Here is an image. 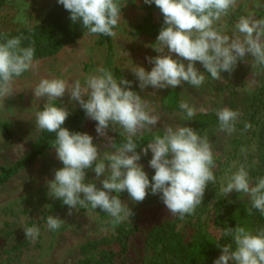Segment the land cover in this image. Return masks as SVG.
I'll list each match as a JSON object with an SVG mask.
<instances>
[{
    "label": "clouds",
    "instance_id": "9594fccd",
    "mask_svg": "<svg viewBox=\"0 0 264 264\" xmlns=\"http://www.w3.org/2000/svg\"><path fill=\"white\" fill-rule=\"evenodd\" d=\"M146 4H155L163 14V25L156 42L147 47L158 53L155 57H146L153 65L150 71L142 66L131 69L138 80L141 90L151 86L154 89L175 88L187 83L200 88L205 82L204 73L214 80L221 79V72L231 73L238 61H245L246 55L252 57V67L264 68V18L257 19L254 13L241 15L234 25L232 34L225 31L219 22L235 9L238 0H144ZM58 3L70 13L73 24L79 22L89 34L115 37L114 29L121 20L120 0H58ZM29 7V5H27ZM254 7L264 8L261 0H255ZM27 23L23 12L18 17ZM23 36L6 39L0 43V99L13 93L14 77H19L33 66L35 48L21 47ZM173 54L177 58H173ZM186 61L187 63H185ZM205 69L201 72L196 63ZM99 74H91L86 86L80 80L72 83L64 79H41L34 88L35 98H47L43 110L36 113V129L55 133L52 146L56 156L64 165L54 172V179L47 181L49 195L59 198L71 210L79 204L82 208L91 205L101 209L113 219V226L130 219L132 210L121 201L119 195L127 191L133 202H143L149 194L160 195L167 210L174 216L184 219L194 215L202 203L209 182L215 184L216 177L212 169L215 160L212 147L206 136L195 129L177 124L165 125L162 135H155L140 152L134 139L144 131L151 132L160 117L141 95L132 89V81L125 78L117 80L112 71L100 67ZM71 100L77 101L86 116L96 122V132L106 135L110 126L118 125L126 134L125 140L114 151H104L101 156L93 137L87 133L72 132L63 127L69 112L57 106L53 101L63 98L65 93ZM87 97V99H85ZM179 108L187 118L196 114V109L181 100ZM220 131L232 134L240 113L224 107L216 113ZM251 125L246 124L245 129ZM151 151L149 166L154 175L149 180L143 165L138 162L141 154ZM93 169L100 180L86 183V170ZM236 191L248 194L251 207L264 216V177L257 178L250 185L249 173L244 165L227 177L219 195L227 196ZM83 194V198L81 197ZM63 220L47 217L49 230H58ZM27 239L35 240L39 236L38 227L24 228ZM223 236L230 242L217 245L221 254L213 264H264V227L254 231L236 225L223 230Z\"/></svg>",
    "mask_w": 264,
    "mask_h": 264
},
{
    "label": "rangeland",
    "instance_id": "374dc122",
    "mask_svg": "<svg viewBox=\"0 0 264 264\" xmlns=\"http://www.w3.org/2000/svg\"><path fill=\"white\" fill-rule=\"evenodd\" d=\"M57 2L58 0H5L0 6V31L9 32L39 23ZM254 3L255 0H238L235 9L219 22L224 25L228 34H232L241 15L264 12V8H255ZM261 3H264V0H261ZM120 6L121 20L114 29L116 36L111 37L112 57L101 37L98 34H89L79 22L73 24L69 14L66 22L76 29H82L81 35L74 42L62 46L53 55L34 58L32 68L43 69L48 79L60 78L69 83L80 80L82 86H86L87 77L99 74L98 68L115 66L119 69V76L122 74L123 78L132 80V89L149 103L153 114L160 117L151 132L144 131L137 137L145 134H163L165 125L177 124L192 127L199 135L206 136L214 154L215 167L212 171L216 182L208 183L209 197L203 214L199 213L197 207L195 214L180 219L177 227L180 230L195 227L215 241L222 239L226 241L225 244L229 243L230 238L223 236L224 229L240 225L252 230V215L247 214L251 202L249 195L245 193L233 191L222 197L219 192L221 186L226 185L227 177L241 165L245 166L248 173L255 166L258 152L256 132L235 126L236 130L228 134L226 131H220L219 120L215 125H203L202 130H198L195 121L203 116H215L218 119L217 111L231 107L233 92L238 87L243 88V102L248 103L253 91L261 84L253 77L256 73L264 72V68L252 67V57L246 55L245 61H238L231 73L221 72V79L214 80L205 72L200 62H197V69L205 72V82L200 88H194L185 82L175 88L154 89L149 86L141 90L131 69L142 66L146 71L151 70L153 65L145 58L155 57L158 53L146 45L154 44L159 32H145L140 29L146 14L144 0H120ZM22 12L27 20L26 24L18 20ZM152 24L163 25V14L158 8L152 11ZM173 58H177L175 54ZM32 68L21 76L14 77L13 93L0 99V167L10 166L24 156L41 132L36 129V113L43 110L47 98L37 99L33 95L35 87L30 86V81L35 73L31 72ZM65 72L68 76L64 75ZM114 77L120 80L117 75ZM181 100L196 109L192 118H187L186 113L179 108ZM31 103L35 105V110L32 114H26L20 106L25 107ZM53 103L66 108L69 113L80 107L79 103L71 100L69 96L58 98ZM261 112V116H264V111ZM25 115L27 124L23 123ZM2 124L9 129L11 137L4 133ZM107 131L126 136L118 125L110 126ZM151 141L152 139L149 142ZM93 143L98 147L101 156L104 151H114L109 143L95 137ZM145 156L151 159V151ZM138 163L143 165L151 181L154 169L149 166V161L140 159ZM63 167L62 162L57 159L55 148H49L33 163L0 184V264H80V249L85 243L115 234L118 225L113 226V218L108 213L99 208L93 209L90 204L83 208L77 204L76 208L71 210L72 214L68 215V206L59 198L49 195L46 182L53 180L55 170ZM103 178L100 177V180ZM100 180L96 178L93 169L86 170V183H96V186L101 188ZM111 195H119L121 201L132 211L142 203L133 202L127 191L120 194L113 192ZM156 196L149 190L144 201L154 200ZM81 197L83 198V194ZM50 215L63 220L58 230L48 229L47 217ZM134 219L132 216L120 224L128 226ZM33 226L39 228V236L34 241L27 239L24 232V228Z\"/></svg>",
    "mask_w": 264,
    "mask_h": 264
},
{
    "label": "trees",
    "instance_id": "16d2710c",
    "mask_svg": "<svg viewBox=\"0 0 264 264\" xmlns=\"http://www.w3.org/2000/svg\"><path fill=\"white\" fill-rule=\"evenodd\" d=\"M4 1L0 0V6ZM145 9L144 22L140 29L158 33L162 26L152 24V11L157 7L155 4L145 3ZM69 14L57 2L39 23L9 32L0 31V43L9 38L23 36L21 47L33 46L34 58L53 55L65 44L74 42L83 31L66 22ZM255 17L264 18V12L255 14ZM99 36L105 42L107 52L112 57L111 37ZM106 69L112 71L113 75H117V78L123 79L122 74L119 76L117 67L110 65ZM253 78L261 84L253 91L248 103L243 102L244 90L238 87L233 92L230 107L240 113L236 127L256 132L257 162L249 171V182L252 186L257 182V178L264 177V116H261V111H264V72L256 73ZM217 123L218 119L215 116H203L195 121L198 130H202L203 125L210 126ZM246 124L251 127L245 129ZM62 126L72 132L87 133L111 146L120 147L126 142L125 136L120 133L107 131L106 135H99L96 132V122L88 118L81 107L70 112ZM2 129L8 137H11V132L5 124H2ZM155 135H162V133L134 137L138 145L136 151L140 152L141 148L145 147ZM55 137V133L41 131L24 156L10 166L0 167V184L5 183L23 167L33 163L46 150L54 148L52 142ZM141 160L150 161L143 154H141ZM153 175L154 170L151 178ZM208 193L207 185L202 203L198 206L201 215L207 204ZM132 212L135 219L128 226L120 224L116 226L114 235L85 243L80 249V264H213V261L221 254L217 245H223L226 242L222 239L215 241L195 227L178 229L180 218L167 210L159 194L154 200L142 202ZM250 226L253 231L257 227H264V216L255 209H253Z\"/></svg>",
    "mask_w": 264,
    "mask_h": 264
},
{
    "label": "bare ground",
    "instance_id": "6f19581e",
    "mask_svg": "<svg viewBox=\"0 0 264 264\" xmlns=\"http://www.w3.org/2000/svg\"><path fill=\"white\" fill-rule=\"evenodd\" d=\"M31 72H33V73H35L34 74V76H33V78H31V81H30V86L31 87H36L38 84H36V82H40V78H42V79H44V78H47V74H46V72L43 70V69H38V68H32L31 69ZM37 72V73H36ZM64 75H66V76H68V73L67 72H65V74ZM28 76V75H27ZM63 77V76H62ZM36 81V82H35ZM132 81V80H131ZM29 84V83H28ZM34 95V94H33ZM35 96V95H34ZM69 96V94L67 93V91H66V93H65V95H64V97H68ZM8 102V101H7ZM20 108L21 109H24L25 110V112H26V114L27 113H33L34 112V110H35V105L33 104V103H31V104H29L28 106H25V107H22V106H20ZM23 119H25L24 120V124H27L28 122H27V120H26V115L25 116H23Z\"/></svg>",
    "mask_w": 264,
    "mask_h": 264
}]
</instances>
